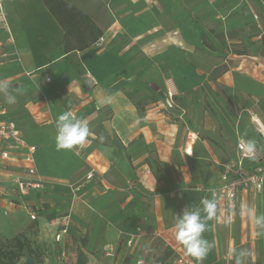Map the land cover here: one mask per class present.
<instances>
[{
	"label": "crops",
	"instance_id": "obj_1",
	"mask_svg": "<svg viewBox=\"0 0 264 264\" xmlns=\"http://www.w3.org/2000/svg\"><path fill=\"white\" fill-rule=\"evenodd\" d=\"M67 1L102 31L100 46L67 53L65 31L43 0L4 2L14 47L5 49L13 54L0 65V82L9 85L16 102L7 103L0 93V106L36 147L34 162L44 187L18 196L9 181L21 165L10 162L0 174V224L29 239L33 223L38 233L32 241L41 245L42 264L54 254L57 260L64 257L69 248L72 264L78 254L87 264H134L141 257L146 264H160L155 260L167 250L173 257L166 264L179 258L197 264L176 239V215L214 198L211 190L220 183L223 165L235 159L238 139L249 141L240 133L241 118L224 105L222 92L213 91L220 86L230 98L234 75H212L217 64L211 68L208 61L218 60L230 44L242 45L245 50L236 54L250 57V30L259 27L258 16L237 13L216 24L224 9L216 14L213 4L222 0ZM86 73L95 85L87 83ZM167 81L176 90L172 108L164 103ZM64 112L90 128L89 144L79 154V145L58 146L56 122ZM244 112L258 149L244 162L252 170L264 166V139L250 117L264 123L249 109ZM8 147L0 142V151ZM91 167L97 173L87 180ZM216 200L217 216L203 234L212 244L203 264H235L241 251L247 253L242 264H264V233L258 235L247 214L248 208L264 214V185L239 196L232 218ZM30 213H37L36 220L27 217Z\"/></svg>",
	"mask_w": 264,
	"mask_h": 264
},
{
	"label": "built area",
	"instance_id": "obj_2",
	"mask_svg": "<svg viewBox=\"0 0 264 264\" xmlns=\"http://www.w3.org/2000/svg\"><path fill=\"white\" fill-rule=\"evenodd\" d=\"M5 1L6 0H0V33L5 34L3 39L0 38V65L4 61L10 60V57L13 54L5 49L14 47V38L9 29L4 13ZM103 42V37H100L95 43V46H100ZM85 78L89 85L96 84L88 73L85 74ZM47 81L50 80L47 79ZM175 96L176 90L172 82L167 81L164 103L168 108L174 106ZM250 121L264 139V127L260 120L255 116H251ZM0 142L9 143L7 149H2L0 151V174L6 169L10 162H16L21 165V171L12 175L9 181L17 195L24 197L30 193L41 192L44 187V180L38 176L35 167L34 154L36 147L29 145L25 141L15 123L7 118V110L2 106H0ZM246 143L247 141L245 139H238L236 143L235 159L232 162L223 165L220 183L216 188L211 190L212 196L223 202L229 218L233 217V213L238 204V198L243 192H259L264 185V166H258L252 170H248L245 167L244 162L246 160L254 159L249 157V155L243 151L242 145ZM88 144L89 142L85 141L82 145H79L76 151L77 154H79ZM96 173L95 168H89L86 172V179L92 180ZM3 188L4 182L0 175V196L3 194ZM9 204L16 206L13 201H9ZM29 217L31 221L36 220V215L34 213H30ZM133 240V238H129L126 241V245L131 247ZM176 262L177 264H184V261L180 258L177 259ZM134 264H146L145 258L141 257L136 259Z\"/></svg>",
	"mask_w": 264,
	"mask_h": 264
},
{
	"label": "rangeland",
	"instance_id": "obj_3",
	"mask_svg": "<svg viewBox=\"0 0 264 264\" xmlns=\"http://www.w3.org/2000/svg\"><path fill=\"white\" fill-rule=\"evenodd\" d=\"M188 1V0H187ZM234 4V7L232 6ZM192 5V4H191ZM233 7V8H232ZM213 8L216 10V14L220 9L223 10V15H216L215 23H223L230 20L237 13H246V14H256L258 17L259 27H255L254 30H250V39L252 48L249 50L250 57L246 56H238L236 52H243L245 47L242 45H232L225 47V52L222 51V55L220 57H216L218 60H210L208 61L211 64V68L213 64H217L213 69H211V74L214 76H220L224 72H230L234 75V86L231 90L230 98L225 94L223 95V90L220 86H217L213 89L214 92L221 93L224 101V105L233 112V117L235 119H240L239 121V130L240 133L247 137V139L251 140V138L255 137V132L244 123L243 117L245 116V109H249L251 112L258 114L263 123H264V0H222L213 4ZM195 19V16L192 18ZM258 34L262 35V39H257ZM256 56L257 60H254L252 57ZM262 59V60H261ZM195 61V60H194ZM262 62V66H259V63ZM231 83V79L228 77L226 82ZM233 91V93H232ZM218 106L221 105L218 103ZM226 114V113H225ZM226 117L230 119V117L226 114ZM260 149V148H259ZM19 212V211H18ZM13 213V214H17ZM37 216V213H35ZM10 217V216H8ZM29 218V216H27ZM0 221H4V217L1 215ZM8 228L6 225L0 224V238L2 240H9L16 234H18V230H14ZM30 235L29 240L30 247L36 252L39 253V250L42 251L41 245H36L35 241H32V237H36L38 233V229L32 223L30 227ZM23 233V232H22ZM25 235V234H24ZM33 245V246H32ZM47 249V247H44ZM74 249L69 248V253L67 250L64 257H60V259H56L57 255L54 254V257L50 260V263L47 264H55L56 262H61V264H72L71 262V253ZM44 255L45 252H43ZM40 260L39 264L43 263V258ZM26 257L23 255L16 264H25ZM254 264V263H250Z\"/></svg>",
	"mask_w": 264,
	"mask_h": 264
},
{
	"label": "clouds",
	"instance_id": "obj_4",
	"mask_svg": "<svg viewBox=\"0 0 264 264\" xmlns=\"http://www.w3.org/2000/svg\"><path fill=\"white\" fill-rule=\"evenodd\" d=\"M9 85L0 82V93L6 97V102L14 104L16 97L9 93ZM57 143L62 149H73L75 146L82 145L90 136V128L84 120L77 119L71 112L60 114L56 122ZM243 151L251 158H255L257 153V143L255 140H249L242 145ZM202 206L186 207L182 214L176 215L175 228L176 239L184 246L186 252L195 258L197 264H203L208 252L212 248L203 236L208 229L207 221L217 216L218 201L213 199H203ZM250 219H254L257 227L258 235L264 233V214L256 215L251 208L247 209ZM247 253L241 251L237 257L235 264H242V257Z\"/></svg>",
	"mask_w": 264,
	"mask_h": 264
},
{
	"label": "trees",
	"instance_id": "obj_5",
	"mask_svg": "<svg viewBox=\"0 0 264 264\" xmlns=\"http://www.w3.org/2000/svg\"><path fill=\"white\" fill-rule=\"evenodd\" d=\"M49 11L57 18L65 33L63 36V45L67 53L72 50L82 51L95 44L102 31L94 24L87 15L83 14L75 5L67 0H43ZM202 40L207 44L205 35ZM72 68L77 70L78 65L73 64ZM53 216H47L52 219ZM25 233H18L9 240L0 238V264H16L24 255L32 260V264H39L42 254L36 252L30 247L29 240ZM173 257L172 251H165L162 257L155 260V263L166 264ZM76 264H87L86 258L82 254L77 255ZM124 264H127L125 262ZM247 264H250L248 262ZM256 264H261L260 262Z\"/></svg>",
	"mask_w": 264,
	"mask_h": 264
},
{
	"label": "water",
	"instance_id": "obj_6",
	"mask_svg": "<svg viewBox=\"0 0 264 264\" xmlns=\"http://www.w3.org/2000/svg\"><path fill=\"white\" fill-rule=\"evenodd\" d=\"M27 263L32 264V260L30 258H27Z\"/></svg>",
	"mask_w": 264,
	"mask_h": 264
}]
</instances>
